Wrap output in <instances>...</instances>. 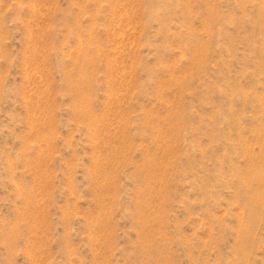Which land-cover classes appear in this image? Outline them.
Here are the masks:
<instances>
[{"label":"rangeland","instance_id":"rangeland-1","mask_svg":"<svg viewBox=\"0 0 264 264\" xmlns=\"http://www.w3.org/2000/svg\"><path fill=\"white\" fill-rule=\"evenodd\" d=\"M263 158L264 0H0V264H264Z\"/></svg>","mask_w":264,"mask_h":264},{"label":"bare ground","instance_id":"bare-ground-1","mask_svg":"<svg viewBox=\"0 0 264 264\" xmlns=\"http://www.w3.org/2000/svg\"><path fill=\"white\" fill-rule=\"evenodd\" d=\"M264 159V158H263ZM105 223V222H104Z\"/></svg>","mask_w":264,"mask_h":264}]
</instances>
